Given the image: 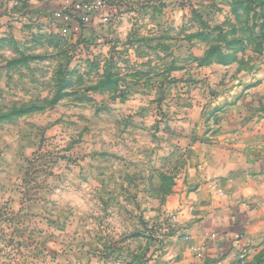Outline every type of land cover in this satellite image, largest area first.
I'll return each mask as SVG.
<instances>
[{"label":"rangeland","instance_id":"374dc122","mask_svg":"<svg viewBox=\"0 0 264 264\" xmlns=\"http://www.w3.org/2000/svg\"><path fill=\"white\" fill-rule=\"evenodd\" d=\"M76 1L0 0V264H150L188 147L264 126V0Z\"/></svg>","mask_w":264,"mask_h":264},{"label":"crops","instance_id":"0c3cea01","mask_svg":"<svg viewBox=\"0 0 264 264\" xmlns=\"http://www.w3.org/2000/svg\"><path fill=\"white\" fill-rule=\"evenodd\" d=\"M45 1L27 0L34 6ZM239 112L229 110V134L188 147L192 214L150 264H257L264 258V126H244Z\"/></svg>","mask_w":264,"mask_h":264},{"label":"built area","instance_id":"2783aa9c","mask_svg":"<svg viewBox=\"0 0 264 264\" xmlns=\"http://www.w3.org/2000/svg\"><path fill=\"white\" fill-rule=\"evenodd\" d=\"M102 7L103 0L76 1L69 7L64 8L63 18L66 21H72L77 17L83 24H87L91 21L92 14ZM257 264H264V258Z\"/></svg>","mask_w":264,"mask_h":264},{"label":"trees","instance_id":"16d2710c","mask_svg":"<svg viewBox=\"0 0 264 264\" xmlns=\"http://www.w3.org/2000/svg\"><path fill=\"white\" fill-rule=\"evenodd\" d=\"M239 4H240V3H239ZM251 4H252V2L250 1V2L247 3V6H248V5L250 6ZM248 8H252V7H248ZM212 49H213V51H214V50H217L216 46H214V48H212ZM26 172H27V171H26Z\"/></svg>","mask_w":264,"mask_h":264}]
</instances>
